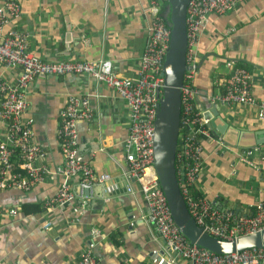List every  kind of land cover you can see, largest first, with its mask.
<instances>
[{"label":"crops","instance_id":"obj_1","mask_svg":"<svg viewBox=\"0 0 264 264\" xmlns=\"http://www.w3.org/2000/svg\"><path fill=\"white\" fill-rule=\"evenodd\" d=\"M13 1L22 11L6 22L4 31L27 32L30 51L41 59L110 60L121 76L137 77L152 23L150 0ZM232 60L249 70L253 96L264 102V0H243L234 10L211 16L199 43L195 77L199 95L205 93L210 99L225 91L230 72L227 62ZM19 72L16 66L0 63V75L9 82H15ZM71 96L88 98L94 112L92 120L76 124L77 158L99 174H110L111 180L85 190L84 200L47 207L45 202L64 181L53 171L63 164L57 131L60 112ZM26 100L24 118L33 119V141L44 149L42 162L52 174L28 191L0 190V209L18 210L1 221L0 264H76L94 229L102 237L95 240L99 264H155L156 252L163 254L165 242L143 218L148 205L139 186L133 184L134 193H128L121 177L125 164L122 144L129 121L126 102L114 89L86 74L38 75ZM218 110L237 131L264 128L254 105H219ZM4 130L0 121V139ZM220 137L221 143L203 142L204 166L197 188L220 208L248 211L264 200V145L252 147L250 164L240 158L248 148ZM79 181L70 179L74 188ZM116 185L115 191H106L107 186ZM83 201L85 212H75ZM47 222L50 227L45 229ZM177 264L189 262L178 258Z\"/></svg>","mask_w":264,"mask_h":264},{"label":"built area","instance_id":"obj_2","mask_svg":"<svg viewBox=\"0 0 264 264\" xmlns=\"http://www.w3.org/2000/svg\"><path fill=\"white\" fill-rule=\"evenodd\" d=\"M243 0H190L187 7L186 26L188 45L186 70L181 86V115L176 174L188 210L198 226L210 235L226 240L264 230V200H258L245 212L220 208L208 200L197 188L204 159L203 142H222L207 125L198 105V89L195 77L198 72L199 43L201 34L212 15H222L234 10ZM165 4L168 5L165 8ZM152 23L141 57L137 77L118 74L110 60L45 61L29 49V34L12 29L4 31L6 22L21 14V5L13 0H0V63L20 69L15 82L0 75V121L5 130L0 139V190L28 191L43 182L52 170L42 162L44 149L33 141V119H25L26 94L32 80L38 75L63 76L86 74L112 89L126 102L129 110L128 134L123 142L125 164L121 166L124 189L134 193L133 184L139 186L148 205L143 218L154 225L157 235L163 238V254L156 252L155 264H177L181 258L189 264H264V247H252L240 252L217 254L191 241L182 233L171 215L166 196L161 188L154 167L153 139L159 100L163 92V65L169 49L172 26L169 22L168 0H150ZM230 69L225 91L210 99L218 106L254 105L258 117L264 120V102L252 93V74L236 62H227ZM93 109L86 97L71 96L60 112L57 138L63 164L53 171L64 181L57 193L45 202L47 207L66 205L77 198L84 200V191L92 185L108 183L111 175L99 174L88 163L77 158L78 121H89ZM214 133V135H213ZM254 149L248 148L240 155L241 160L252 163ZM20 169H23L21 172ZM79 178L74 188L70 179ZM118 186H107L113 192ZM83 201L75 207L80 214L86 210ZM16 208L0 209V225L5 216L16 215ZM50 227L47 222L45 229ZM92 240L81 252L76 264H99L95 253V240L102 239L99 230L91 231Z\"/></svg>","mask_w":264,"mask_h":264},{"label":"water","instance_id":"obj_3","mask_svg":"<svg viewBox=\"0 0 264 264\" xmlns=\"http://www.w3.org/2000/svg\"><path fill=\"white\" fill-rule=\"evenodd\" d=\"M189 2L190 0H168L172 34L163 65L164 87L155 120L154 167L174 222L191 243H196L217 254L264 247V230L239 236L233 240L220 239L205 232L192 218L179 186L176 174V152L180 131L181 86L184 74L189 69L186 64L188 45L186 15ZM197 100L202 105L200 106L204 111V118L208 121V127L215 134L223 135L231 144L239 141V145L243 148L264 145V128L256 131H237L224 120L218 105L210 100L207 94L198 95Z\"/></svg>","mask_w":264,"mask_h":264},{"label":"trees","instance_id":"obj_4","mask_svg":"<svg viewBox=\"0 0 264 264\" xmlns=\"http://www.w3.org/2000/svg\"><path fill=\"white\" fill-rule=\"evenodd\" d=\"M169 22H170V18H169ZM242 67H243V66H242ZM19 170H20L21 172L23 171V169H20V168H19Z\"/></svg>","mask_w":264,"mask_h":264}]
</instances>
